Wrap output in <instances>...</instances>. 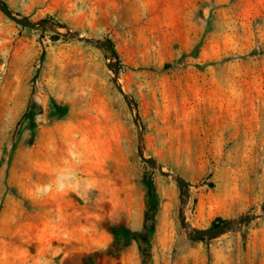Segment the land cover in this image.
Masks as SVG:
<instances>
[{"label":"rangeland","instance_id":"obj_1","mask_svg":"<svg viewBox=\"0 0 264 264\" xmlns=\"http://www.w3.org/2000/svg\"><path fill=\"white\" fill-rule=\"evenodd\" d=\"M2 1L112 44L144 154L186 183L193 228L261 213L264 0ZM59 32L0 11V264H264V217L187 239L186 193L140 159L111 55Z\"/></svg>","mask_w":264,"mask_h":264},{"label":"water","instance_id":"obj_2","mask_svg":"<svg viewBox=\"0 0 264 264\" xmlns=\"http://www.w3.org/2000/svg\"><path fill=\"white\" fill-rule=\"evenodd\" d=\"M0 11L7 18H9L11 21H13L15 24H17L19 26L27 27V28L44 27V28H48V29H51V30L56 31V32L61 31L59 33L63 34L64 36H66L70 39L77 40V41H80V42H83L86 44H90V45L95 46V47L105 48L109 52V54L111 55V57L113 59V62L111 64L112 74H113L112 82H113L114 86L116 87V89L119 91V93L122 95L124 101L126 102L128 108L131 112V115L133 118V123L136 127V130H137V140H138L137 148H138V154H139L140 159L142 160V162L147 164L152 169L157 170L161 176L174 179L184 189V191L186 193L185 199L181 202V205H180V208L178 211V219H179V224H180L181 228L183 229L188 240H191V241L211 240V239H215L217 237H220V236H223L226 234H232V233H235L238 230H240L242 227L252 223L253 221L264 217V207H263L261 210V213H259V214H250V215L244 216V217L239 218L238 220H236V221H234L228 225H224V226H221V227H218L215 229H210V230H207V229L204 230L203 229L202 230V229L193 228L189 223H187L186 218H185V214H184V208L186 206L187 199H188L186 183L177 174L163 170V168L153 158L146 157L144 154V149L142 146V132H141V129L139 127V123H138V119L136 117V113H135V111L131 105V102L128 100V98L124 94V92H123V90L119 84L118 62L114 56L112 44L109 41H98V40H92V39L83 37L79 33L73 32L70 29L65 28V27H60V26L50 24L47 22H42V21L32 22V21L17 17L10 12L8 7L6 6V4L2 0H0Z\"/></svg>","mask_w":264,"mask_h":264},{"label":"trees","instance_id":"obj_3","mask_svg":"<svg viewBox=\"0 0 264 264\" xmlns=\"http://www.w3.org/2000/svg\"><path fill=\"white\" fill-rule=\"evenodd\" d=\"M145 185L147 187V190L149 192L151 200L154 201L155 191H154V186H153L152 182L146 181ZM217 227H219V226L218 225L214 226V228H217ZM113 235H114L115 240L119 241L121 239H126V238L128 239V238H131L133 236H136V233H132L129 230H127L126 228L119 227L113 231Z\"/></svg>","mask_w":264,"mask_h":264}]
</instances>
